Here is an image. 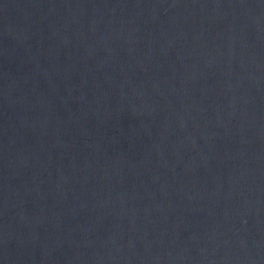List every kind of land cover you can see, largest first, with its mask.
I'll return each instance as SVG.
<instances>
[{
  "label": "water",
  "instance_id": "95a60500",
  "mask_svg": "<svg viewBox=\"0 0 264 264\" xmlns=\"http://www.w3.org/2000/svg\"><path fill=\"white\" fill-rule=\"evenodd\" d=\"M0 264H264V0H0Z\"/></svg>",
  "mask_w": 264,
  "mask_h": 264
}]
</instances>
